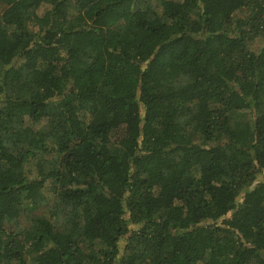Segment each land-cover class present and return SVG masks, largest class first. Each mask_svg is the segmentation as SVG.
I'll return each instance as SVG.
<instances>
[{
    "label": "trees",
    "instance_id": "obj_1",
    "mask_svg": "<svg viewBox=\"0 0 264 264\" xmlns=\"http://www.w3.org/2000/svg\"><path fill=\"white\" fill-rule=\"evenodd\" d=\"M0 6V264H264V0Z\"/></svg>",
    "mask_w": 264,
    "mask_h": 264
},
{
    "label": "rangeland",
    "instance_id": "obj_2",
    "mask_svg": "<svg viewBox=\"0 0 264 264\" xmlns=\"http://www.w3.org/2000/svg\"><path fill=\"white\" fill-rule=\"evenodd\" d=\"M3 9V7L0 6V11Z\"/></svg>",
    "mask_w": 264,
    "mask_h": 264
}]
</instances>
